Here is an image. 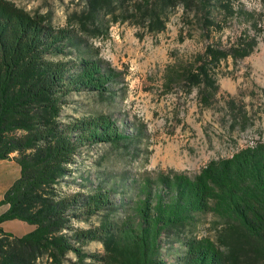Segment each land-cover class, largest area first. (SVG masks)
I'll return each instance as SVG.
<instances>
[{
    "label": "trees",
    "instance_id": "1",
    "mask_svg": "<svg viewBox=\"0 0 264 264\" xmlns=\"http://www.w3.org/2000/svg\"><path fill=\"white\" fill-rule=\"evenodd\" d=\"M177 1L193 13L206 39L220 10L232 14L223 0H84L78 21L100 29L116 22L106 19L116 8L124 17L132 8L143 26L160 31ZM49 20L0 0V162L13 160L19 168L0 200V264H63L70 253L79 264H264V142L211 161L194 177H141L129 186L123 178L122 187L104 179L89 181L86 190L73 182L79 191L61 190L69 186L80 147L114 146L128 136L106 117L63 122L70 94L102 96L119 75L82 38L53 30ZM66 47L74 60H53ZM254 47L245 35L228 48L206 43L203 53L167 66L165 87L196 90L209 105L220 63L244 59ZM129 187L135 198L125 197ZM208 213L215 219V240L184 236ZM12 221L31 230L21 236L4 231L2 225ZM77 223L87 228H75ZM91 242L102 244L104 256L84 251Z\"/></svg>",
    "mask_w": 264,
    "mask_h": 264
},
{
    "label": "rangeland",
    "instance_id": "2",
    "mask_svg": "<svg viewBox=\"0 0 264 264\" xmlns=\"http://www.w3.org/2000/svg\"><path fill=\"white\" fill-rule=\"evenodd\" d=\"M5 1L39 18L49 17L55 31L82 38L96 51L97 58L119 75L102 96L82 92L67 98L63 122L106 117L128 139L114 146L99 143L80 147L69 186L61 187L63 192L79 191V185L73 182L86 190L89 181L96 185L104 179L122 187L123 178L129 186L132 179L139 181L141 177H194L209 162L231 158L242 149L264 142V0H223L232 14L220 10L221 19L211 26L210 39L202 35L193 13L181 1L166 13L164 29L153 32L132 15V8L126 17L116 8L106 17L116 22L96 29L90 21L85 20L83 28L78 21L84 0ZM244 35L254 39L253 52L236 62L228 59L220 63L217 91L209 105L203 104L196 90L187 91L181 84L165 87L166 68L177 59L187 61L203 53L210 42H221L228 48ZM70 50L66 47L64 56L53 60L72 62L75 54L68 53ZM18 174L13 160L0 162V200ZM118 193L112 196L116 202L124 196ZM131 195L135 198L136 192L130 188L125 197ZM214 221L212 214L200 215L197 228L184 236L215 240ZM2 228L15 236L31 230L17 221L6 222ZM75 228L86 229L87 225L77 223ZM84 251L100 257L105 252L98 242L88 243ZM68 260L63 264L75 263V255L70 253ZM82 264L100 263L87 259Z\"/></svg>",
    "mask_w": 264,
    "mask_h": 264
}]
</instances>
